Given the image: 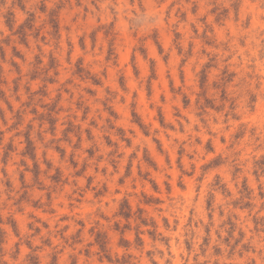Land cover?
Wrapping results in <instances>:
<instances>
[{"label":"rangeland","instance_id":"1","mask_svg":"<svg viewBox=\"0 0 264 264\" xmlns=\"http://www.w3.org/2000/svg\"><path fill=\"white\" fill-rule=\"evenodd\" d=\"M185 2L189 9L187 15L191 18L195 15L191 10L192 4L190 0ZM79 4L80 0H0V173H18L21 189L13 202L15 212L0 207V245L8 243L10 231L19 234L22 220L35 219L27 217L28 213H34L48 224L53 223L50 215L40 210L46 205L50 210L52 202L60 220L65 221L70 229L76 228L73 243L83 242L84 229L87 228L91 248L105 255L112 251L113 244L127 250L133 246L140 249L151 240L167 242L168 238L158 231L157 224L160 230L167 231L173 217L154 210L167 209L169 197L173 200L183 198V211L176 212L179 225L183 226L186 220L191 223L197 217H203L205 221L209 218L207 209L214 202L205 198L209 183L213 182L212 187L217 191V206H223V194L232 187L230 176L224 168L226 161L220 155L223 141L210 143L208 136L201 138V143L207 149V162L196 165L197 176L201 168V174H204L198 188L195 180L188 175L178 182L174 170L167 181L155 171L152 176L148 172V169L163 166L158 157L165 154L163 145L168 148L163 129H169V135L180 138L187 134L196 135L193 130L196 117L190 110L195 97L188 89L195 85L198 90L199 83L201 88L207 87V77L200 81L197 79V74L202 71L201 65L207 63L206 58L199 57L197 63L199 42L191 39V27L181 25L174 34L161 30L160 45L155 47L149 42L146 45L147 56L143 49L134 55L131 48L123 50L117 68L116 50L111 41L101 45L104 55L88 54L91 49L99 52L101 41L107 40L111 29L100 33L93 30L95 25L91 19H77ZM123 26L121 21L118 27ZM59 34L62 37L60 47L68 51V61L63 53L53 47ZM174 39L180 40L191 53L187 60L176 54L175 47H172L171 54L163 55L168 52ZM59 81L82 87L83 95L74 105L78 118L73 115L61 119L65 107L60 89H69ZM181 85L184 86V94L177 91ZM53 90L56 95L49 100ZM96 103L101 105L105 114L106 128L101 139L109 146L118 148L120 143L132 144L134 138H129V131H138L147 138L154 128H161L160 137H154L155 152L145 147L142 153L144 167L137 170L140 181L145 183L142 191L139 182L135 187V191L140 193V202L137 203L132 194L126 195L118 202L111 217L97 213L100 219L94 215L95 205L89 201L104 194V201H108L106 186L99 190L92 189L93 193H86L83 199L78 198L75 207H70L63 195L53 201V196L64 188L68 179L65 169L58 166L57 160L63 161L67 156L73 174L79 176L86 171L88 160L98 158L97 126L96 121L91 119ZM196 103L199 106V97ZM181 114L187 117L188 123L184 124L183 132H173L170 128L175 126ZM85 121L87 127H84ZM85 138L88 142L85 149L87 159L81 163L75 158V152L69 153L65 145L75 142L78 150ZM150 148L154 146L150 145ZM180 151H184L182 146ZM169 153L170 158L175 159L170 149ZM253 168L264 173V157L253 160ZM145 172L148 174L144 175ZM131 176L130 162L119 178L120 192L125 190ZM128 190L131 191L130 188ZM197 191L199 200L193 212L191 205ZM40 192L44 193L43 197L39 196ZM261 195L264 198V193ZM116 198L120 199L119 196ZM61 204L63 207H60ZM252 206L251 190L245 184L240 200L233 202L232 207L236 215L243 219L247 208ZM228 210L225 208L224 212ZM123 212L129 215L124 216ZM161 214L167 220L161 222ZM70 216L77 217L74 218L75 224L69 219ZM261 222H264V218H261ZM141 225L151 226V230L146 234L141 233ZM28 227L39 232L35 224L30 223ZM178 231L179 228L171 233L173 240ZM42 251L34 249L24 257L23 264H59L58 257L50 256L46 260L45 255L40 254ZM173 254L176 258L173 264H181L182 249L173 244ZM118 264H132V257L126 256Z\"/></svg>","mask_w":264,"mask_h":264},{"label":"clouds","instance_id":"2","mask_svg":"<svg viewBox=\"0 0 264 264\" xmlns=\"http://www.w3.org/2000/svg\"><path fill=\"white\" fill-rule=\"evenodd\" d=\"M190 2L191 10L195 13L191 18L187 15L189 9L185 0H80L77 19L85 21L91 19L95 25L93 30L100 33L111 29L107 40L101 41L99 52L91 49L88 54L104 55L101 45L104 46L111 41L116 50L117 68L123 50L131 48L134 55L143 49L147 56L146 45L149 42L152 46L158 47L161 43V30L174 34L181 25L193 29L191 39L198 41L200 45L197 63L199 57H204L207 61L206 64L201 65L202 71L197 74L199 81L207 77V87L201 88L199 83L198 90L195 85L188 89L191 96L195 97L190 110L196 117L193 126L196 135L187 134L180 138L169 135V129H163V135L168 141V148L163 145L165 154L158 156L163 166L155 170L148 169V172L152 176L155 171L167 181L171 179L170 173L174 170L178 182L188 175L195 180L198 188L204 174H201V168L200 175L197 176L196 165L207 162V149L201 143V138L208 136L210 143L222 140L220 155L226 161L224 168L230 176L232 186L229 190L226 184L228 191L223 194L225 201L223 206L215 205L217 191L212 187L213 182H211L207 185L205 198L209 202L213 200L214 202L211 203L213 206L207 209L209 216L207 221L203 217H197L193 222L189 223L186 220L185 224L180 226L176 212L183 211V198L173 200L169 197L167 209L154 210L173 217L167 231L160 230V225L157 224L158 231L168 238L167 242H162L160 239L155 242L151 240L148 245L140 249L133 246L127 250L115 247L113 244L112 251L105 255L91 248V237L87 235V228L84 229L83 242L74 244L72 237L77 232L76 228L70 229L65 221L60 220L53 210L52 202L50 210L47 205L40 210L50 215L54 222L48 224L34 213H28L27 217L35 219L22 220L19 234L10 231L8 243L0 245V264H23L24 257L34 249L37 252L42 249L40 254L45 255L46 260L50 256L58 257L59 264H72V261H75V264H118L126 256L132 257V264H173L176 259L173 254V244L182 249L181 264H226V262L264 264V222H261V218H264V198L261 195L264 193V173L253 168V160L264 157V0H190ZM121 21L124 26L118 27ZM61 39L59 34L53 47L63 53L68 61V51L60 47ZM172 47H175L176 54L185 60L191 55L180 40L176 39L173 40L168 52L163 55L171 54ZM59 82L69 89V91L60 89L65 107L61 119L73 115H77L78 118L74 105L83 95L82 87H73L65 81ZM183 89L184 86L181 85L177 91L184 94ZM55 95L56 92L53 90L48 99L51 100ZM198 97L199 106L196 103ZM121 98L122 96L119 97ZM91 119L96 121L97 126L98 158L88 160L86 171L79 176L73 174L67 156L63 161L57 160L58 166L65 169L68 178L65 185L67 191L65 186L62 190H58L53 196V201L63 195L64 199L69 201L70 207H75L78 198L83 199L86 193H93L92 189L99 190L102 186H106L108 201L103 199L105 194L89 201L95 205L94 215L100 219L97 213H105L111 217L118 202L126 195L132 194L137 203L140 202V193L135 191V187L139 182L142 191L145 183L140 181L137 170L144 167L142 156L144 148L147 147L155 152L154 137H160L161 128H154L147 138L138 131L135 133L129 131L127 135L130 139L134 138V142L128 145L120 143L117 148L107 145L101 139L106 124L105 114L99 103L94 105ZM185 123H188L187 117L181 114L175 126L170 129L173 132L177 130L183 132ZM87 126L88 123L85 121L84 127ZM150 145L154 148H150ZM181 146L183 152L180 151ZM65 147L69 153L75 152V158L81 163L87 159L86 138L78 150L75 142ZM41 149L43 150V146ZM169 149L175 159L170 158ZM200 149L204 150L200 151ZM130 162L132 176L128 178L125 190L120 192L119 178ZM148 172L143 174L147 175ZM89 178H91L90 186ZM5 181L8 183L6 184ZM245 184L251 190L253 206L247 208L241 219L236 215L232 205L233 202L240 200ZM129 188L131 191L128 190ZM20 190L18 173L15 172L13 175L0 173V207L8 212H15L13 202ZM39 196L43 197L44 193L40 192ZM117 196L120 199H117ZM198 200L197 191L191 205L193 212ZM60 207H63V204ZM225 208L229 210L224 212ZM74 218L77 219L75 216L69 217L75 224ZM160 220L161 222L167 220L164 214L160 215ZM30 223L35 224L39 232L29 228ZM178 228V234L173 240L171 233L177 232ZM150 230L151 226L140 227V232L144 234ZM89 248H91L90 252Z\"/></svg>","mask_w":264,"mask_h":264},{"label":"trees","instance_id":"3","mask_svg":"<svg viewBox=\"0 0 264 264\" xmlns=\"http://www.w3.org/2000/svg\"><path fill=\"white\" fill-rule=\"evenodd\" d=\"M123 215L124 216H128L129 215V213H127V212H123ZM103 242V241H102ZM102 246V245H101Z\"/></svg>","mask_w":264,"mask_h":264}]
</instances>
